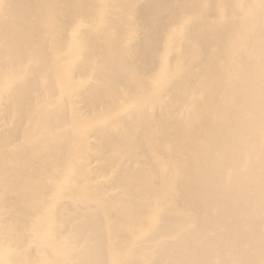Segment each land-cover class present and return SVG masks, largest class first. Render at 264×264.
<instances>
[{
  "label": "bare ground",
  "instance_id": "bare-ground-1",
  "mask_svg": "<svg viewBox=\"0 0 264 264\" xmlns=\"http://www.w3.org/2000/svg\"><path fill=\"white\" fill-rule=\"evenodd\" d=\"M0 264H264V0H0Z\"/></svg>",
  "mask_w": 264,
  "mask_h": 264
},
{
  "label": "rangeland",
  "instance_id": "rangeland-1",
  "mask_svg": "<svg viewBox=\"0 0 264 264\" xmlns=\"http://www.w3.org/2000/svg\"><path fill=\"white\" fill-rule=\"evenodd\" d=\"M91 140H92V139H89V141H91ZM94 164H95V162L92 163V164H90L89 167H90V168H93Z\"/></svg>",
  "mask_w": 264,
  "mask_h": 264
}]
</instances>
